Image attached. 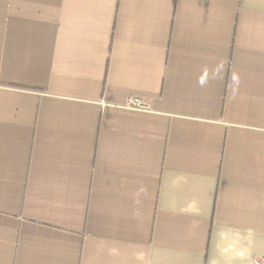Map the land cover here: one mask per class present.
Returning <instances> with one entry per match:
<instances>
[{"label":"crops","instance_id":"crops-1","mask_svg":"<svg viewBox=\"0 0 264 264\" xmlns=\"http://www.w3.org/2000/svg\"><path fill=\"white\" fill-rule=\"evenodd\" d=\"M0 264H264V0H0Z\"/></svg>","mask_w":264,"mask_h":264},{"label":"built area","instance_id":"built-area-1","mask_svg":"<svg viewBox=\"0 0 264 264\" xmlns=\"http://www.w3.org/2000/svg\"><path fill=\"white\" fill-rule=\"evenodd\" d=\"M128 109H133V110H145L147 109L146 104L141 101L140 99H132L128 104H127Z\"/></svg>","mask_w":264,"mask_h":264}]
</instances>
